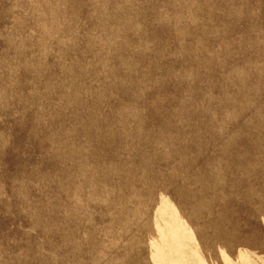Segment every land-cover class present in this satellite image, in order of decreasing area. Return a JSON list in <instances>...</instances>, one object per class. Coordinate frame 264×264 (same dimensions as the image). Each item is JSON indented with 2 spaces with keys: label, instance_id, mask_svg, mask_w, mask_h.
Returning a JSON list of instances; mask_svg holds the SVG:
<instances>
[{
  "label": "rangeland",
  "instance_id": "rangeland-1",
  "mask_svg": "<svg viewBox=\"0 0 264 264\" xmlns=\"http://www.w3.org/2000/svg\"><path fill=\"white\" fill-rule=\"evenodd\" d=\"M0 264H264V0H0Z\"/></svg>",
  "mask_w": 264,
  "mask_h": 264
}]
</instances>
